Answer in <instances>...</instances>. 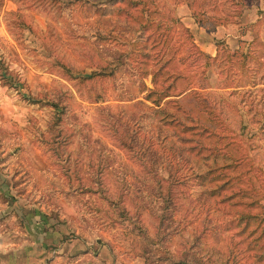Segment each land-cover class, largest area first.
<instances>
[{"label":"rangeland","instance_id":"rangeland-1","mask_svg":"<svg viewBox=\"0 0 264 264\" xmlns=\"http://www.w3.org/2000/svg\"><path fill=\"white\" fill-rule=\"evenodd\" d=\"M0 99V208L76 264H264V0H0Z\"/></svg>","mask_w":264,"mask_h":264},{"label":"crops","instance_id":"crops-1","mask_svg":"<svg viewBox=\"0 0 264 264\" xmlns=\"http://www.w3.org/2000/svg\"><path fill=\"white\" fill-rule=\"evenodd\" d=\"M10 180L0 177L1 197L8 195L2 184L8 185ZM10 195L14 199L5 200L0 208V264H57L58 261L76 264L75 256H79V261L88 257L94 245L92 241L81 243L74 236L75 239H67L70 233L67 226H46L42 210L29 212L23 208L19 196L12 192ZM104 249L106 246L99 245L98 250Z\"/></svg>","mask_w":264,"mask_h":264},{"label":"trees","instance_id":"trees-1","mask_svg":"<svg viewBox=\"0 0 264 264\" xmlns=\"http://www.w3.org/2000/svg\"><path fill=\"white\" fill-rule=\"evenodd\" d=\"M178 76H180L181 78H184V75H182L181 73L178 75ZM159 91L157 90V89H155V90H153V91H151V94H154V93H158ZM196 91L195 90H191V88L190 87H185V88H183V89H181V90H178V91H173V90H169V89H166V90H164V92L162 93V97L161 98H169V97H171V98H180V99H182L183 101H187L188 100V98H190V97H192V96H194V95H196ZM150 94V95H151ZM149 95V96H150ZM171 98H169V99H171ZM168 99V100H169ZM176 102V101H175ZM189 104V103H188ZM190 105V104H189ZM184 110V109H183Z\"/></svg>","mask_w":264,"mask_h":264}]
</instances>
